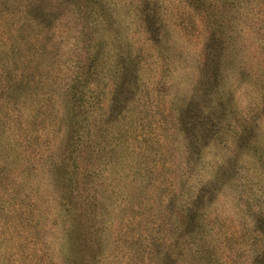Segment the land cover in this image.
Returning <instances> with one entry per match:
<instances>
[{"label": "rangeland", "instance_id": "374dc122", "mask_svg": "<svg viewBox=\"0 0 264 264\" xmlns=\"http://www.w3.org/2000/svg\"><path fill=\"white\" fill-rule=\"evenodd\" d=\"M0 264H264V0H0Z\"/></svg>", "mask_w": 264, "mask_h": 264}]
</instances>
